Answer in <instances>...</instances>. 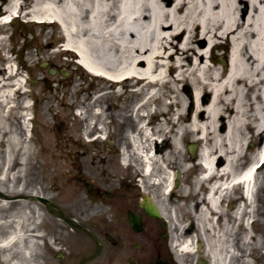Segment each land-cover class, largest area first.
<instances>
[{
  "label": "bare ground",
  "instance_id": "bare-ground-1",
  "mask_svg": "<svg viewBox=\"0 0 264 264\" xmlns=\"http://www.w3.org/2000/svg\"><path fill=\"white\" fill-rule=\"evenodd\" d=\"M20 18L60 25L66 37L64 51L77 57L87 72L104 79L115 89L114 94L123 85H130L134 94L144 95L138 111L147 110L164 118L158 123L156 139L137 112L135 119L143 133H139L142 138L133 136L131 145L132 155L147 161L149 176L160 169L166 195L170 196L173 189L170 157L183 148L189 133L202 142L199 162L203 173L194 181L193 191L190 188L180 200L194 198L198 203H211V209L222 213V194L232 185H244L246 197L253 198L254 167L238 172L237 163L243 151L239 144L245 137L242 128H255L264 134V0H0V108L12 104V86L22 84V79L14 81L22 59L15 63L6 36L1 35L7 32L10 19ZM181 34L180 42H175ZM225 40L231 45L228 63L218 54ZM180 83L192 89L196 104L189 123L185 122V108L175 107L177 97L169 101L170 92L164 91L169 88L174 95ZM110 95L107 92L101 98ZM202 95L209 100L206 105L201 102ZM3 118L0 115V122ZM91 118L101 119L103 115ZM223 119L228 125L224 135L218 130V122ZM21 125L23 131H28L27 119ZM168 128H173L172 134ZM160 138L171 142L173 151H154ZM224 139L233 144L230 154H225L221 146ZM11 148L21 152L22 168L28 145L12 135L7 154ZM221 157L226 160L223 167L217 162ZM128 158L125 154L124 162ZM258 158L264 159V149ZM7 159L10 165L15 163L10 154ZM5 169L6 173L12 167L6 165ZM223 175L230 182L218 192ZM208 179L214 182L204 187ZM203 187L208 192L206 199L202 197ZM206 211V207L201 208L202 217ZM239 215L235 213V221ZM17 232L22 233L16 230L0 240V247L10 252L16 242L22 245L25 238ZM21 252L25 254L23 247ZM5 258L11 264L8 255Z\"/></svg>",
  "mask_w": 264,
  "mask_h": 264
},
{
  "label": "rangeland",
  "instance_id": "rangeland-1",
  "mask_svg": "<svg viewBox=\"0 0 264 264\" xmlns=\"http://www.w3.org/2000/svg\"><path fill=\"white\" fill-rule=\"evenodd\" d=\"M5 30L7 32L1 35L6 36L10 55L14 60L16 59L15 63L19 62L18 58L20 57L23 63L17 65L19 76L16 77L15 75L14 81L22 79V84L12 86L14 94L12 98H9V102L12 104L0 108V115L4 117L0 122V186L4 189L5 194L10 193L13 196L27 194L28 197L24 196L23 200H28L25 202L28 203V212L13 216L12 210L17 204L0 201V240L11 235L10 229H12L11 225L13 224L11 219L13 217L28 222L26 226L29 227L30 235L26 246L24 243L20 245L16 242L10 252H7L4 247H0V264H8L5 255H8L11 264H14L12 260L19 261L18 257L21 258L23 254L21 252L22 247L25 252L23 259L26 261L24 263L21 260L23 264H44V262H49L50 256L57 251L58 245L53 244V236L62 240V238H67L70 235L69 241H74L76 236L71 226L64 222L60 218L61 215L48 205L59 207L66 216H75L79 221L81 220L80 217L86 218L94 212H102L104 208L100 204L93 205L92 203H105V201L98 199V197H95V200L91 199L85 183L94 180L95 185H101L99 173L102 174L104 170L105 150L111 147L107 144L105 137L115 138L118 134L124 135L122 140L124 155L127 154L131 161L138 164L139 158L132 155L131 145L133 136L142 138L139 135L142 130L138 128L136 121L138 118L135 119L136 113L138 112V115L144 118L145 126L155 133L156 139L159 138L158 123L164 118L156 117L155 114L153 115L150 111L148 113L147 110L138 111V106L144 95L134 94L132 92L134 88L130 85H123L120 87V92L114 94L115 89L110 88L104 79L87 72L79 64L77 57L64 51L63 45L66 37L60 25L33 22L20 18L16 21L12 20L5 27ZM182 37L181 34L175 42H180ZM230 48L231 45L225 40L218 51L219 58H224L227 63ZM45 63H50V65L44 68L42 64ZM53 65H58L57 67L62 71L56 76L63 78V85L57 87L60 89L59 92L50 91L46 86L40 85L42 78L46 76L55 77L50 74V71L56 70ZM63 73H69L70 77L62 76ZM185 85V83H180L176 89L177 94L174 95L169 88L164 90L170 92L169 101H173L174 96L177 97L176 108L184 109L185 104L190 106L194 103L192 89ZM107 92H111L112 95L109 98H101ZM205 96L202 95L201 102ZM182 97L183 100H181ZM156 106L154 104L153 109ZM150 113L153 117L149 116ZM98 114H102L103 118L96 120L91 118V116H98ZM25 118L29 124L26 132L23 131L21 125L25 122ZM168 130L172 134L173 128H168ZM12 135L18 136L24 144L28 145V149L24 153L26 161L22 168L19 166L21 152L18 149L11 148L9 150L8 153L15 163L13 165L8 163L7 156L9 154L6 152V146L10 143ZM158 140L160 144H154L157 149L164 144L163 138ZM186 141L195 142L199 140L194 135H189ZM229 143L230 145L224 146L225 150L226 152H233V144L231 141ZM118 144L121 145V143L116 142L113 146L117 148ZM166 148H170V145H167ZM166 150L163 148L162 151ZM184 155L187 157V154L181 149L176 150L175 154L170 157L173 158L174 169L181 173L178 185L180 187L176 188L174 200L166 195L167 192L161 187L162 182L157 177L159 183H152L151 185L158 203L166 208L167 203H171V206L173 203L176 206H183L182 204L190 202L180 200L190 191V188L193 191L192 183L196 181L192 177L193 170L189 169L185 161L182 160L185 158ZM6 165L13 168V173L10 170L4 172L7 170L5 169ZM80 173L83 174L84 181H76L75 177L79 176ZM10 174H12L13 179H11ZM158 176H161V172ZM20 180L21 183H19ZM235 192L237 193L238 190ZM236 197L234 196L233 203L239 199ZM191 200L195 201L194 198ZM178 201L180 203H177ZM238 202H236L238 207L232 209L233 220H235V213H240V210L247 213L249 217L253 211L255 214L254 208L249 207L250 203ZM26 208L24 209L26 210ZM240 216L241 214L235 221L238 231L233 235V255L237 259L233 260V264L240 259L243 260L246 254L250 253V250L253 251L254 248H259V251L260 248L264 249V221L261 220L263 225L258 224L256 229H249L248 226L244 227L242 221L240 222ZM260 218H264L262 213H260ZM14 224L16 225L14 232L21 230L20 226L23 225V222H14ZM39 226H43L44 230H38ZM59 226L64 228L61 235ZM250 232L256 234V238L253 235L249 239ZM21 234L17 232V235L20 236ZM21 237L25 238L24 234Z\"/></svg>",
  "mask_w": 264,
  "mask_h": 264
},
{
  "label": "flooded vegetation",
  "instance_id": "flooded-vegetation-1",
  "mask_svg": "<svg viewBox=\"0 0 264 264\" xmlns=\"http://www.w3.org/2000/svg\"><path fill=\"white\" fill-rule=\"evenodd\" d=\"M49 65L50 63H45L42 64V67L45 68ZM57 66L53 65V68L56 69L54 73L50 71V74L55 77L46 76L42 78L40 85L46 86L50 91L59 92L60 89L57 87L63 85V78L61 76L56 77L62 72ZM62 76L68 78L70 74L63 73ZM206 101V97H204L202 102L205 105L207 104ZM195 106V103L190 106L185 104L186 123L190 122ZM149 116L152 115L149 114ZM254 129L242 128L245 137L239 143L243 151H241L242 156L237 163L239 165L238 172L254 167L256 180L252 186L253 198L249 200L246 197L244 185H237L234 188L232 185V188L225 189L223 184L230 181H228V177L223 175L224 180H220L221 184L219 185L221 187L218 191L227 190L224 191L225 194L223 192L221 198L222 207L220 211L222 213L217 212L214 208L211 209V203H198L195 199V201L190 200L189 203L182 204L183 206H176L174 203L172 206L171 203H167V208L162 206L161 203H158L151 187L152 183L156 181V177L160 182L162 181V175L161 177L158 176V170L157 174L149 176L146 170L147 161L144 159L138 160L137 164L131 161L129 156L128 160L124 162V150H122L124 135L118 134L119 137L117 135L115 138L105 137L107 144L111 147L105 150L104 170L102 174L99 173L101 185H95L94 180L85 183L91 199L95 200V197H98V199L105 201V203L92 204H100L104 209L102 212L92 213L89 217H80L81 220L79 221L75 216H66L59 207L48 205L61 215L60 218L64 222L71 226L76 236L74 241L68 240L70 235L67 238H62V240L53 236V244L58 245L57 248L55 247L57 251L50 256L49 262H44V264H222L224 261V263L227 262L226 264H233V260L237 259L233 255V235L238 231V226L231 214H233V207H238L236 202L253 203L251 208H254L255 214L253 211L250 217L240 210V222H243L244 227L256 229V226L258 224L263 225L264 221V218H260V213L264 215V159L259 160L258 158L264 149V134ZM218 130L223 135L228 130L225 119L218 122ZM188 136L189 133L183 142ZM116 142L121 143V145L118 144L117 148L113 146ZM223 142L221 143L223 149H225L224 146L230 145L228 140L224 139ZM167 145H170V148H166ZM182 146V151L187 154V157L184 155L183 160L187 167L193 170H191L193 172L192 177L197 180L203 173L202 164L199 162L202 143L201 141H186L182 143ZM160 148L161 150L165 148L173 151L171 142H164ZM230 153L232 152L225 150V154ZM171 161V168L175 170L173 158ZM217 162L219 167H223L226 160L221 157L217 159ZM13 171L12 168L11 173ZM175 171V173L173 171V189L169 192L171 200L175 199L176 188L180 187L178 185L181 173ZM82 176V173L77 175L76 181H84ZM10 177L13 179L12 174ZM213 182L214 180L208 179L203 183L204 187H209ZM12 185L14 186V183ZM204 187L202 197L206 199L208 192ZM236 190H238L237 193ZM4 192L0 186V201L17 204L12 210L13 216L28 212V203H25L28 200H23L24 196L28 197L27 194L13 196ZM237 195L238 197H236ZM234 196L236 199L239 198L238 200L235 199V203H233ZM184 201L187 202L188 200ZM25 207H27L26 210ZM202 207L207 209L204 218L201 216V214L203 215ZM85 219L87 221H84ZM247 220L248 225L246 224ZM19 221L23 222L20 227L25 236L24 245L26 246L30 235L29 227L26 226L28 222L13 217L10 232L15 233L16 225L14 222ZM38 230L43 231L44 227L39 226ZM63 230L64 228L60 227V235L64 232ZM78 231L79 233H77ZM253 235L255 237L256 234L250 232L249 239ZM24 257L25 255L22 254L21 258L18 257L19 261L15 258L12 261L14 264H23V262L26 263ZM235 264H264V249L260 248L259 251V248H254L253 251L250 250V253H247L243 260L240 259Z\"/></svg>",
  "mask_w": 264,
  "mask_h": 264
},
{
  "label": "water",
  "instance_id": "water-1",
  "mask_svg": "<svg viewBox=\"0 0 264 264\" xmlns=\"http://www.w3.org/2000/svg\"><path fill=\"white\" fill-rule=\"evenodd\" d=\"M43 200V199H42Z\"/></svg>",
  "mask_w": 264,
  "mask_h": 264
}]
</instances>
